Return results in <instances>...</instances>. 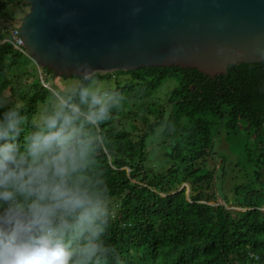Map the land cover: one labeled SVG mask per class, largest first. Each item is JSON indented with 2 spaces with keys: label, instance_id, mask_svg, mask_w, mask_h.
<instances>
[{
  "label": "trees",
  "instance_id": "obj_1",
  "mask_svg": "<svg viewBox=\"0 0 264 264\" xmlns=\"http://www.w3.org/2000/svg\"><path fill=\"white\" fill-rule=\"evenodd\" d=\"M19 6L0 0V97L28 116L27 131L54 102L41 82L53 73L5 42ZM93 77L122 93L88 171L90 183L110 188L109 259L99 264H264V61L213 79L175 67ZM166 81L176 86L160 104L152 96ZM155 135L166 138L158 170L148 166ZM220 139L233 159L216 150Z\"/></svg>",
  "mask_w": 264,
  "mask_h": 264
},
{
  "label": "clouds",
  "instance_id": "obj_2",
  "mask_svg": "<svg viewBox=\"0 0 264 264\" xmlns=\"http://www.w3.org/2000/svg\"><path fill=\"white\" fill-rule=\"evenodd\" d=\"M96 71L86 61L76 65L80 85L53 90L54 102L27 131L28 116L0 97V264L109 259L102 238L112 219L110 188L90 183L88 171L122 93L95 86Z\"/></svg>",
  "mask_w": 264,
  "mask_h": 264
},
{
  "label": "water",
  "instance_id": "obj_3",
  "mask_svg": "<svg viewBox=\"0 0 264 264\" xmlns=\"http://www.w3.org/2000/svg\"><path fill=\"white\" fill-rule=\"evenodd\" d=\"M24 1L23 47L56 77L86 61L95 73L175 67L213 79L264 61V0Z\"/></svg>",
  "mask_w": 264,
  "mask_h": 264
},
{
  "label": "rangeland",
  "instance_id": "obj_4",
  "mask_svg": "<svg viewBox=\"0 0 264 264\" xmlns=\"http://www.w3.org/2000/svg\"><path fill=\"white\" fill-rule=\"evenodd\" d=\"M24 11L25 12L29 11L28 5L27 7L19 6L17 8H14V14L16 15V18L14 22L11 24L12 26L10 27V29L12 27H18L19 29L20 22H21L20 17ZM5 24L8 25L9 22H6ZM43 75H44L43 77L45 81L48 84L49 89L52 91L62 90L65 92H71V91H74L79 86V82L75 79H71V78L64 79V78L56 77L54 75H48L46 73H43ZM93 84L97 87H100L103 90H109L110 88L114 86L113 81L111 80L93 81ZM175 86H176V83L174 82H168V81L163 82L162 85L155 91L152 98L156 100L157 102H159L160 104L165 103V101L167 100L169 96V93L171 92L172 89L175 88ZM163 141L165 142L166 138L160 135H155L149 139L148 144H147V149L149 153L148 166L156 167L157 164L161 163L160 157L162 154V158H163V152H164V149L162 148V146L164 145L162 143ZM216 150L225 156L226 155L229 156L230 159H233V157L229 154L227 150V145L223 139L216 140ZM220 157L221 155L217 156V158H220ZM217 161L219 164L220 160L218 159ZM156 168H157L156 170H158L159 167H156ZM217 202L220 204L223 203L220 199H218Z\"/></svg>",
  "mask_w": 264,
  "mask_h": 264
},
{
  "label": "built area",
  "instance_id": "obj_5",
  "mask_svg": "<svg viewBox=\"0 0 264 264\" xmlns=\"http://www.w3.org/2000/svg\"><path fill=\"white\" fill-rule=\"evenodd\" d=\"M8 37L6 38L5 42H9L15 50L19 53L26 55L24 47H23V40L20 35V31L18 27H13L8 30Z\"/></svg>",
  "mask_w": 264,
  "mask_h": 264
}]
</instances>
